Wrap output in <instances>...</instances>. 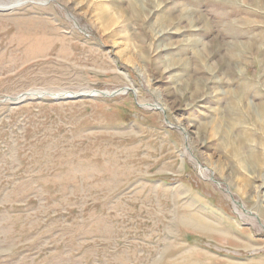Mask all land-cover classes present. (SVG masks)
Listing matches in <instances>:
<instances>
[{
    "label": "rangeland",
    "instance_id": "374dc122",
    "mask_svg": "<svg viewBox=\"0 0 264 264\" xmlns=\"http://www.w3.org/2000/svg\"><path fill=\"white\" fill-rule=\"evenodd\" d=\"M17 2L0 264H264V0Z\"/></svg>",
    "mask_w": 264,
    "mask_h": 264
},
{
    "label": "water",
    "instance_id": "95a60500",
    "mask_svg": "<svg viewBox=\"0 0 264 264\" xmlns=\"http://www.w3.org/2000/svg\"><path fill=\"white\" fill-rule=\"evenodd\" d=\"M126 90V89H125ZM97 94H98V92H97ZM102 94V93H101ZM115 93H112L111 95H109V96H113ZM102 95H106L107 96V94H102ZM84 95H82V94H74V95H71V96H69L68 94L67 95H63V97H60V98H67V99H80L81 97H83ZM86 96L87 97H89V96H91V95H87L86 94Z\"/></svg>",
    "mask_w": 264,
    "mask_h": 264
},
{
    "label": "bare ground",
    "instance_id": "6f19581e",
    "mask_svg": "<svg viewBox=\"0 0 264 264\" xmlns=\"http://www.w3.org/2000/svg\"><path fill=\"white\" fill-rule=\"evenodd\" d=\"M21 4H23V3H21V2H17V3H15L14 5H12V6H9V7H4V6H0V10H9V9H11V8H15V7H18V6H20ZM3 8V9H2ZM95 94H97V92H94ZM29 94V93H28ZM167 260V259H166ZM162 261V260H161Z\"/></svg>",
    "mask_w": 264,
    "mask_h": 264
}]
</instances>
